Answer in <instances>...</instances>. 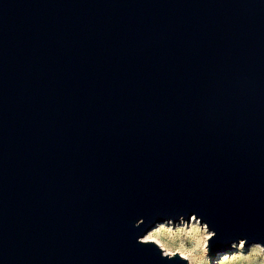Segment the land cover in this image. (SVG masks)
Masks as SVG:
<instances>
[{"label": "water", "instance_id": "water-1", "mask_svg": "<svg viewBox=\"0 0 264 264\" xmlns=\"http://www.w3.org/2000/svg\"><path fill=\"white\" fill-rule=\"evenodd\" d=\"M192 212L264 242V0H0V264H183L136 237Z\"/></svg>", "mask_w": 264, "mask_h": 264}, {"label": "clouds", "instance_id": "clouds-1", "mask_svg": "<svg viewBox=\"0 0 264 264\" xmlns=\"http://www.w3.org/2000/svg\"><path fill=\"white\" fill-rule=\"evenodd\" d=\"M143 217L134 221L133 227L143 223ZM217 233L207 221L195 212L187 219L183 214L175 220L168 217L158 221L142 235L137 243L155 246L161 259L179 260L183 264H264V242H249L246 236L229 242L231 252L219 254L215 260L211 255V241Z\"/></svg>", "mask_w": 264, "mask_h": 264}, {"label": "rangeland", "instance_id": "rangeland-1", "mask_svg": "<svg viewBox=\"0 0 264 264\" xmlns=\"http://www.w3.org/2000/svg\"><path fill=\"white\" fill-rule=\"evenodd\" d=\"M229 249H230V251H229V252L233 251V249H231L230 247H229ZM225 252H227V251H225ZM225 252H223V253H225ZM217 256H218L217 254H216V255H214V256H213V260H215V259L217 258Z\"/></svg>", "mask_w": 264, "mask_h": 264}]
</instances>
